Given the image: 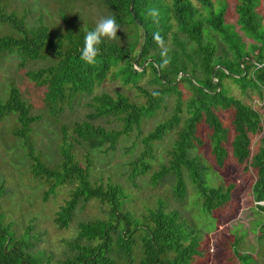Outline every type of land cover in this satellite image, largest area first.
<instances>
[{
  "label": "trees",
  "instance_id": "1",
  "mask_svg": "<svg viewBox=\"0 0 264 264\" xmlns=\"http://www.w3.org/2000/svg\"><path fill=\"white\" fill-rule=\"evenodd\" d=\"M98 1L109 16L114 15L119 25L129 26L132 32L126 43L106 41L99 45L100 55L94 65L80 59L84 36L91 28L73 27L64 17L61 30H53L42 23L28 24L23 16L6 11L2 0L0 24L7 26L9 32L0 35V56L12 55L20 64L39 59L48 61L42 67L26 72V76L36 85L44 86V97L52 109L58 104L69 105L83 96L88 97L86 105L91 110L71 124L70 136L73 142L89 149L102 146L112 149L121 135L138 130L142 120L152 116L165 97L175 95L171 113L141 136V150L130 163L132 175L149 170L153 143L181 123L168 151L169 158L166 163L159 164L151 179L155 183L169 178L173 195L181 200L187 178L200 198L203 213L224 206L231 197L233 185L209 186L206 183V167L193 153L201 144L197 128L204 125L207 129L210 154L214 164L221 167L227 156L224 143L228 130L216 112L228 111L232 129L230 155L243 170L253 173L250 194L254 208L264 219V204H260L264 201V134L255 151L250 149V136L260 131L258 114L228 94L223 84L224 78H230L241 89L247 86L264 88V21L256 11L258 0H235L234 23L225 21L224 1H219L216 6L211 0ZM152 8L159 11L158 24L147 15ZM156 32L163 37L164 46L170 38L172 46L167 49L166 56L161 55L164 49L153 38ZM216 37L223 44L220 54L215 53L213 41ZM165 59L169 63L161 67ZM146 69L154 85L149 91L136 85ZM108 74L123 85H133L143 96V102L129 101L121 93L93 94V89ZM180 83L188 91L186 117L182 121L181 92L177 88ZM6 113L16 115L18 126L12 133L27 149L31 159L30 174L51 181L49 191L56 185L75 183L68 199L56 212L54 222L58 227L68 225L80 202L96 200L108 207V219L77 224L76 235L71 241L73 254L58 264H118L112 256V243L116 256L123 258L124 264H131V235L138 224L121 211L120 187L110 183H90L87 169L74 160L69 147L61 151L57 168L40 162L32 154L27 139L30 124L39 117L29 114V105L14 86H10L7 98L0 100V117ZM105 117L116 118L120 127L107 129L93 123L95 119ZM2 190L0 186V194ZM144 218L149 225L143 229L139 264H188L194 257H200L197 230L188 225L178 211L165 210L159 203L148 210ZM120 222L122 225L118 227ZM258 236L264 244V223L259 225ZM82 240L85 243L81 244ZM29 245L0 228V264H41L40 259L34 258L28 250ZM234 254L238 264H252L249 254Z\"/></svg>",
  "mask_w": 264,
  "mask_h": 264
},
{
  "label": "rangeland",
  "instance_id": "2",
  "mask_svg": "<svg viewBox=\"0 0 264 264\" xmlns=\"http://www.w3.org/2000/svg\"><path fill=\"white\" fill-rule=\"evenodd\" d=\"M211 1L215 6L219 1H224L225 21L234 23L235 0ZM2 3L6 11L23 16L28 24L42 23L53 30L62 29L63 17L73 27L94 29L100 18L109 16L107 9L98 0H2ZM256 11L264 21V0H258ZM120 26L115 41L126 43L132 29L129 30L127 25ZM8 32L9 28L0 24V35ZM213 42L215 53L220 54L222 42L217 37ZM171 44L168 38L164 47L168 49ZM46 64L48 61L41 59L20 64L12 55L0 56V100L4 101L10 86H14L21 99L29 105V114L39 117L30 124L27 139L31 144L32 154L44 165L57 168L61 151L69 147L74 160L87 169L90 183H110L120 187L121 211L138 224L131 235V264H139L141 258L143 229L149 225L144 216L159 203L165 210L178 211L182 219L197 230L201 255L194 257L188 264H238L234 252L249 254L252 264H264V244L258 236L259 225L264 223V219L254 208L250 194L254 176L250 170H243L242 166L237 165L230 155L229 140L232 129L228 111L216 112L222 125L228 130L227 141L224 143L227 156L221 167L214 164L210 154L207 129L204 125L197 128L201 144L193 153L206 167V183L209 186L233 185L231 197L224 206L210 213H203L200 198L187 178L184 181L185 194L181 200L173 195L172 181L169 178L155 183L151 179L159 164L166 163L169 158L168 151L181 123L153 143V159L150 161L149 170L144 174L132 175L130 163L141 150V136L171 113L175 95L165 97L160 108L152 116L142 120L138 130L121 135L112 149L106 146L89 149L84 144L73 142L70 136L71 124L84 118L91 110L86 105L88 97L83 96L69 105L58 104L52 109L44 97V86H38L27 78L26 72ZM134 67L137 68L136 65ZM150 78L149 70L146 69L136 85L149 91L154 86ZM223 84L228 94L247 104L258 114L260 131L250 136V149L254 152L259 138L264 134V88L247 86L241 89L230 78H224ZM177 88L181 92L182 121L186 117L185 102L188 91L181 83ZM100 92L110 95L121 93L129 101L143 102V96L133 85H123L110 74L92 91L93 94ZM93 123L107 129L120 127L119 121L114 117L97 118ZM17 126L14 113H6L0 117V186L3 189L0 194V228L15 239L21 238L30 244L28 250L34 258L40 259L41 264H58L73 254L71 241L76 235L77 224L81 221L108 219V207L96 200L80 202L68 225L64 228L58 227L54 222L56 212L68 199L75 183L56 185L49 191L51 181L33 177L30 174L31 159L27 155V149L22 140L12 133ZM121 225L122 222L118 227ZM80 243H85V240ZM111 246L115 252L114 243ZM114 252L113 258L118 264H124V259L116 256Z\"/></svg>",
  "mask_w": 264,
  "mask_h": 264
},
{
  "label": "clouds",
  "instance_id": "3",
  "mask_svg": "<svg viewBox=\"0 0 264 264\" xmlns=\"http://www.w3.org/2000/svg\"><path fill=\"white\" fill-rule=\"evenodd\" d=\"M147 15L153 19L154 23H159L158 9H149ZM120 28L121 26L117 23L114 15L100 18L94 29L87 31L84 36V44L81 49L80 59L88 65H94L96 63V58L100 55L99 45L105 43L106 41L117 40ZM153 38L157 45L164 49L161 55L166 56L168 50L164 47L163 37L159 32H156L154 33ZM168 63L169 60L165 59L161 67L166 66ZM153 95H158V93H153Z\"/></svg>",
  "mask_w": 264,
  "mask_h": 264
},
{
  "label": "water",
  "instance_id": "4",
  "mask_svg": "<svg viewBox=\"0 0 264 264\" xmlns=\"http://www.w3.org/2000/svg\"><path fill=\"white\" fill-rule=\"evenodd\" d=\"M260 204H264V201H263V202H261Z\"/></svg>",
  "mask_w": 264,
  "mask_h": 264
}]
</instances>
